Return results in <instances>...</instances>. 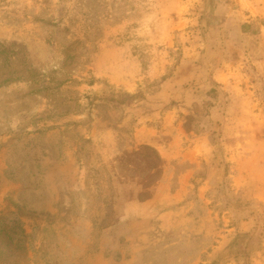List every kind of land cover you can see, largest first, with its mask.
Listing matches in <instances>:
<instances>
[{"label": "rangeland", "instance_id": "374dc122", "mask_svg": "<svg viewBox=\"0 0 264 264\" xmlns=\"http://www.w3.org/2000/svg\"><path fill=\"white\" fill-rule=\"evenodd\" d=\"M197 164L216 218L190 241L169 193ZM258 196L264 0H0V264H176L183 236L261 264L233 257L264 238Z\"/></svg>", "mask_w": 264, "mask_h": 264}, {"label": "crops", "instance_id": "0c3cea01", "mask_svg": "<svg viewBox=\"0 0 264 264\" xmlns=\"http://www.w3.org/2000/svg\"><path fill=\"white\" fill-rule=\"evenodd\" d=\"M179 82L181 83L180 85L183 84L182 81L178 80V84ZM180 131L181 130L178 129V137L181 134ZM146 144H152L155 146V148H160V146H163L162 148H164V144H159L156 141H148ZM180 149L184 150V152L181 153L182 156H185L183 160H187V156H189L190 162L194 164L193 162H195V160H193V155L195 154L196 150H206L207 147L203 142L197 141L195 143H191L190 146L186 147L185 149H183V147H180ZM199 167L200 164H197L195 168L189 169V167H187L186 170L178 173V189L174 194H172L171 192L169 193V197L171 199L173 197H178V204L176 205V207L178 208V221L180 217H187V224L190 225L189 230L191 231V233L189 234L190 241L192 240L191 235L193 234V230L197 228V225L200 223V220L204 218V215L206 220H209L212 215L213 218H216V211L212 208L211 205V203H213V200H211L212 198H210L212 197V195H214L215 192V185H212V182L214 183L215 181V177L208 172L207 175L197 178L195 173ZM170 178H164L162 184L160 185L161 187L158 189V194H163L165 196V194L168 193H165V186L168 182H170ZM238 179L241 180L240 175ZM239 184H241L240 181ZM240 186L238 187L241 188ZM258 197L260 199L264 198L263 196ZM174 201L177 202V199H175ZM86 206L87 205H85L84 203V206L79 212V218L80 220H84V222H86V224H88L89 226L90 221L86 217ZM201 214H203V216L200 219L199 215ZM64 224L65 222L62 219V225ZM248 228H252V226L244 227V230H247ZM240 231L242 230L240 229ZM179 238L180 239L178 240V254L183 256L186 255L188 259H186L187 261H178V263L176 261V264H210L214 261H220L221 264H227L229 261H231V258L228 259L229 261L225 258V256H227L225 255V246H229L230 243L233 242L234 238L214 239L213 237H211L210 240L206 243L207 245L201 248L196 247V244L190 243V245H188L185 240L187 238L184 236ZM80 241H82V238H80ZM255 244L256 248H254V250L249 253L248 250L246 252V246L239 244L238 250L233 254V257L249 255L253 257L252 255H254L255 259L257 258L258 262H261L262 264L264 262V238H262L261 240L257 239L255 241ZM218 257L222 258L219 259ZM144 258L146 257L144 256ZM168 258H171V256H167L165 259L162 258V260L160 261L154 260L153 258H146L144 260V264H159L161 263V261H164Z\"/></svg>", "mask_w": 264, "mask_h": 264}, {"label": "trees", "instance_id": "16d2710c", "mask_svg": "<svg viewBox=\"0 0 264 264\" xmlns=\"http://www.w3.org/2000/svg\"><path fill=\"white\" fill-rule=\"evenodd\" d=\"M246 27H247V25H246ZM212 263H215V261H214V262H212Z\"/></svg>", "mask_w": 264, "mask_h": 264}]
</instances>
